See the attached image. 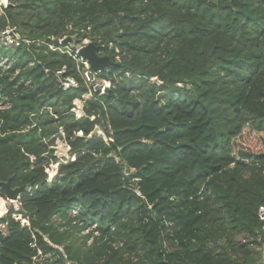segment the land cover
Wrapping results in <instances>:
<instances>
[{
    "label": "trees",
    "instance_id": "1",
    "mask_svg": "<svg viewBox=\"0 0 264 264\" xmlns=\"http://www.w3.org/2000/svg\"><path fill=\"white\" fill-rule=\"evenodd\" d=\"M8 3L0 264H264V0ZM68 36L113 60L105 92Z\"/></svg>",
    "mask_w": 264,
    "mask_h": 264
},
{
    "label": "rangeland",
    "instance_id": "2",
    "mask_svg": "<svg viewBox=\"0 0 264 264\" xmlns=\"http://www.w3.org/2000/svg\"><path fill=\"white\" fill-rule=\"evenodd\" d=\"M8 0H0V6H4V5H8ZM7 30L10 32L9 36L8 37H4L6 38V40L4 39V42H3V46H6L7 48H10L12 45L14 44H17V42L20 40V38L22 37L21 36V33L17 32L16 31V28L15 27H8ZM6 30V31H7ZM5 31V32H6ZM62 40V39H61ZM16 41V42H15ZM90 44H93V42L89 39H85L83 40L82 43L80 44H75V45H66V46H63V50L64 51H69L70 50H67V49H64V48H68L71 49L72 47H75L77 49L78 52H80V50L87 46V45H90ZM78 54V53H77ZM81 57H77L79 59V61L81 60L84 64V69H83V74H84V77L86 78V75H85V72L86 71H90V69L92 68L91 67V64L90 62L82 55H80ZM109 60H110V64L109 65H112L114 62L113 60L109 57ZM2 63H4V61H2ZM87 63V64H86ZM107 67L109 66H106L105 69H99V70H94V77H92L90 75V79H87L88 82H92L94 84V86L96 87V89H101V92H105L109 86L111 85L110 81L105 79L103 76H102V73H104V71L107 69ZM153 81H157V83L159 82L156 77L155 78H152ZM78 103V108H81L82 107V102L81 101H77ZM76 115H80L81 114V111L79 109H76ZM97 133H101V134H104L102 129H100V127L98 128V131ZM56 154L59 156V157H67L69 156V151H68V147L66 146L65 142L62 141L61 139H59L57 141V151H56ZM54 176H51V179H53ZM1 198V197H0ZM3 199V198H1ZM5 201V210L3 212V214H0V215H5L8 213V211L10 209H13L14 211L18 210L20 205L18 203V201H12L10 199H3ZM13 216L16 218V219H19L22 221V223H25V224H29L28 220L27 219H23L22 218V215L18 214V213H14ZM1 229L3 230H6L5 226H0Z\"/></svg>",
    "mask_w": 264,
    "mask_h": 264
},
{
    "label": "water",
    "instance_id": "3",
    "mask_svg": "<svg viewBox=\"0 0 264 264\" xmlns=\"http://www.w3.org/2000/svg\"><path fill=\"white\" fill-rule=\"evenodd\" d=\"M221 6H227L226 4L219 2ZM48 42L58 43V44H67L73 41L72 37L68 36L62 40L54 39L52 37H48ZM100 47L94 44L87 45L80 50V54L84 56L91 64L92 69L99 70L105 69L106 66H109V57L108 56H100L98 51ZM49 74H54V72L49 71ZM98 127L95 128L94 134L97 133ZM0 187L5 191L7 199L12 201H18L19 194L26 188V186H18L12 187L11 179L8 181L0 182Z\"/></svg>",
    "mask_w": 264,
    "mask_h": 264
},
{
    "label": "built area",
    "instance_id": "4",
    "mask_svg": "<svg viewBox=\"0 0 264 264\" xmlns=\"http://www.w3.org/2000/svg\"><path fill=\"white\" fill-rule=\"evenodd\" d=\"M6 31V30H5ZM3 32V36L4 37H8L9 36V34H10V32L7 30L6 32ZM5 40H6V38H4ZM16 42V41H15ZM67 45V44H66ZM65 45V46H66ZM68 46V45H67ZM64 49H67V50H70L71 51V49H69V47L68 48H64ZM67 52H69V51H67ZM77 53H79L80 54V52H78L77 51ZM81 55V54H80ZM2 61H4V63H2ZM0 64L1 65H3V67H8L9 66V64H10V61H8L7 60V58H3V57H1L0 58ZM87 64V63H86ZM58 73H60V74H62L63 72L62 71H59ZM85 75H86V78L87 79H90V75H91V73L89 72V71H86L85 72ZM66 80H67V84L68 85H71V84H73V85H75L76 83H75V80L73 79V78H70V77H68V78H66ZM259 215H260V217L262 218V219H264V206H261L260 207V210H259Z\"/></svg>",
    "mask_w": 264,
    "mask_h": 264
}]
</instances>
